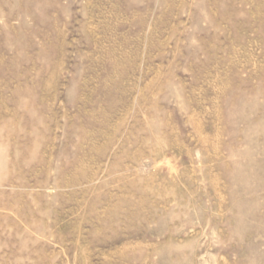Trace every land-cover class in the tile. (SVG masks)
<instances>
[{
  "label": "rangeland",
  "instance_id": "1",
  "mask_svg": "<svg viewBox=\"0 0 264 264\" xmlns=\"http://www.w3.org/2000/svg\"><path fill=\"white\" fill-rule=\"evenodd\" d=\"M0 264H264V0H0Z\"/></svg>",
  "mask_w": 264,
  "mask_h": 264
}]
</instances>
